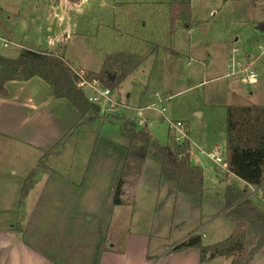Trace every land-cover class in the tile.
I'll use <instances>...</instances> for the list:
<instances>
[{
  "label": "rangeland",
  "instance_id": "1",
  "mask_svg": "<svg viewBox=\"0 0 264 264\" xmlns=\"http://www.w3.org/2000/svg\"><path fill=\"white\" fill-rule=\"evenodd\" d=\"M175 1L184 0H0V36L21 46L0 49L6 57H16L23 47L55 46L73 68L86 71L100 70L107 55L119 52L142 60L110 90L111 101L99 98L97 117L90 123L93 114L82 119V132L67 143L65 159L57 161L76 169L88 165L75 200L82 230L74 225L70 236L79 240L82 247L76 253L81 257L75 260L74 250H67L72 259L66 257V264H97L91 247L95 234L106 246L114 242L121 248L128 230L142 233L157 251L194 233L204 232L209 242L227 222L226 215L218 218L227 210L225 188L250 193L206 153L216 145L225 150L227 106H264V1L188 0L190 27L181 20L171 22L169 8ZM250 76L254 82L247 81ZM82 89L87 97L93 94L89 86ZM163 107L164 115L159 111ZM127 118L146 123L159 145L171 143L169 121H185L191 157H199L195 163L203 170L202 192L177 191L174 181L160 174V163L147 157L122 179V205L115 206L112 217L107 214L128 144L122 135ZM63 182L53 177V184ZM250 196L264 213V185ZM67 208L61 205L60 212ZM109 217L115 220L112 225H100ZM54 222L61 220L52 219L43 228L54 234L53 240L58 233ZM252 260L249 264H264V245Z\"/></svg>",
  "mask_w": 264,
  "mask_h": 264
},
{
  "label": "crops",
  "instance_id": "2",
  "mask_svg": "<svg viewBox=\"0 0 264 264\" xmlns=\"http://www.w3.org/2000/svg\"><path fill=\"white\" fill-rule=\"evenodd\" d=\"M4 38L10 40L9 36ZM247 81L254 82V79L247 78ZM5 89L6 96L0 97V264H66V257L70 258L68 262L72 257L75 260L81 257L76 253V249L82 247L78 245L79 240L70 236L72 226H80L79 233L82 230L83 224L79 223L76 217L78 213L75 200L82 189L80 178L86 174L88 165L84 167L81 163L76 169L73 164L64 167L57 161L65 159L63 154L67 143L73 136L82 132V126L85 123L80 120V114L72 104L64 98L54 97L48 83L38 76L26 81H8L5 83ZM241 104L239 102L233 105ZM98 107L100 111V106ZM174 120L186 123L181 119ZM78 121L82 122V125H79L64 141L70 129ZM185 128L188 134L187 124ZM48 150L50 153L45 154ZM70 159L74 162L75 154ZM41 160L43 164H40ZM189 161L199 166L195 163L199 161V157H191L190 149ZM85 162L87 163V158L84 159V164ZM32 170L36 172L35 179L25 201L23 200L20 206L23 181ZM73 174L76 176L72 177ZM229 175L239 180L245 188L250 189L247 196L255 194L264 185H250L232 173ZM53 177L64 182L53 184ZM124 184L120 186L118 195L120 203ZM113 189L114 196L116 186ZM58 194L62 197L57 196ZM61 205L68 207L66 211L63 209L60 212ZM110 205L107 214L112 217L115 206L122 204H115L110 200ZM225 211V209L221 211L218 218L226 217ZM87 215L89 214H84V216ZM111 217L107 222L100 221V225H112L115 220L111 221ZM55 218H59L61 222L53 223L58 226L54 227L58 233L53 240L54 234H47L43 228ZM226 221L223 228L216 231V238L209 242L205 241L207 235L203 232L202 243L209 245L226 239L231 234L235 223L229 217H226ZM64 232L68 234L66 237ZM100 238L101 235L95 234L91 244L92 256L95 257L97 264L231 263V258L225 256H217L200 263L199 251L196 248L174 252L170 251L174 245H170L159 251L152 250L150 236L130 230L126 232L121 248L114 242L106 246L100 242ZM67 250L70 253L74 250V254L71 253L72 257L70 254L67 256Z\"/></svg>",
  "mask_w": 264,
  "mask_h": 264
},
{
  "label": "trees",
  "instance_id": "3",
  "mask_svg": "<svg viewBox=\"0 0 264 264\" xmlns=\"http://www.w3.org/2000/svg\"><path fill=\"white\" fill-rule=\"evenodd\" d=\"M252 2L264 0H249ZM170 19L181 20L191 26L190 1H175L170 4ZM141 59L131 53L119 52L105 57L98 71H85L87 78H94L103 87L115 89L134 70ZM34 76L42 78L50 86L54 97L68 100L79 112L80 120L93 114L89 122L97 117L83 89L77 85L72 66L63 58L61 49L39 46L37 49L21 48L17 56L9 58L0 52V97H5V83L26 81ZM79 121L70 129L64 141L77 129ZM122 135L128 138L125 156L116 186L114 203L118 198L122 179L132 169H140L147 157L160 163V174L174 181L177 191L196 194L203 189V172L189 161V141L183 140L159 145L152 138L145 123L139 124L128 118L123 122ZM50 150L45 154H49ZM43 164V160L40 161ZM225 165L229 173L250 185L264 183V106L229 105L226 109ZM36 172L30 171L23 181L20 206L32 187ZM227 210L224 215L235 221L231 234L224 240L204 245L201 235L194 233L175 244L170 251L179 252L188 248L199 251L200 263L217 256L231 258L230 264H249L264 245V213L256 207L245 189L228 185L224 190ZM255 238L252 245L250 237ZM252 238V240H253Z\"/></svg>",
  "mask_w": 264,
  "mask_h": 264
},
{
  "label": "built area",
  "instance_id": "4",
  "mask_svg": "<svg viewBox=\"0 0 264 264\" xmlns=\"http://www.w3.org/2000/svg\"><path fill=\"white\" fill-rule=\"evenodd\" d=\"M48 38H47V42L50 43L51 39L49 38L50 39L49 40ZM12 45L19 46V45L13 43L12 41L0 36V49L7 48V47H10ZM72 69L76 75L77 85L81 88H84V86H89L93 90V94L90 97H88V100L91 103L97 104L99 98H102V97L106 98L108 101H111L110 96H109V94H110L109 88L104 87L102 90L98 89L97 85H101L100 82L94 78L88 79L86 72H85L86 70L77 69V68H73V67H72ZM248 79L253 80L252 76H250ZM164 111H165L164 108H162L160 110V112L163 115H164ZM140 122L141 121H139L138 123L141 124ZM169 125H170V128H172L174 130V133L171 136V140H173L175 142H181L183 140L189 141V137H188V134L186 132L184 122L179 121V120L169 121ZM207 156L213 161L215 166L223 167V168L226 167V165H225V150L219 149V147L216 146L207 154Z\"/></svg>",
  "mask_w": 264,
  "mask_h": 264
},
{
  "label": "water",
  "instance_id": "5",
  "mask_svg": "<svg viewBox=\"0 0 264 264\" xmlns=\"http://www.w3.org/2000/svg\"><path fill=\"white\" fill-rule=\"evenodd\" d=\"M92 106H93L97 111H99V107H98L97 104H93V103H92Z\"/></svg>",
  "mask_w": 264,
  "mask_h": 264
}]
</instances>
